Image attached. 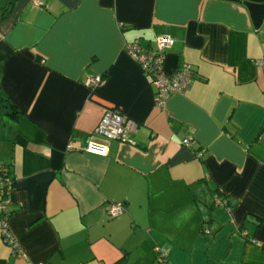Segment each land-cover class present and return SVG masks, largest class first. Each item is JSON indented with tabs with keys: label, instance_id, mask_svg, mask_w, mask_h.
<instances>
[{
	"label": "crops",
	"instance_id": "0c3cea01",
	"mask_svg": "<svg viewBox=\"0 0 264 264\" xmlns=\"http://www.w3.org/2000/svg\"><path fill=\"white\" fill-rule=\"evenodd\" d=\"M1 13L0 91L19 114L0 111V164L22 254L0 233V264H264V0H0ZM162 34L163 69L191 77L157 106L124 43ZM107 109L137 122L130 143L94 131Z\"/></svg>",
	"mask_w": 264,
	"mask_h": 264
},
{
	"label": "built area",
	"instance_id": "2783aa9c",
	"mask_svg": "<svg viewBox=\"0 0 264 264\" xmlns=\"http://www.w3.org/2000/svg\"><path fill=\"white\" fill-rule=\"evenodd\" d=\"M172 42V38L167 34L158 35L155 37L156 50H140L134 43H126L125 46L131 57L136 60L142 69L151 71L152 78L151 84L153 85V101L157 106H161L164 103L166 97L174 91H181L189 82L191 77V69L188 63H182L178 68L171 72H166L162 67L163 50L169 46ZM258 64L264 69V58L258 60ZM99 75L88 76L85 79V84L94 85L101 81ZM137 126V122L123 115L120 112L114 110H104L100 118L94 127V131L101 136L109 139H117L121 141L131 142L129 135ZM191 137L186 135L181 138L180 142L184 145H189ZM87 151L105 154L107 147L104 143L96 142L93 140H87L85 144ZM201 149L196 151V155L199 156ZM11 177L7 166L0 164V233L5 241L13 251L18 254H22L17 242L11 236L7 229V216L9 209L7 207L8 195L10 190ZM213 203L215 205H224L229 207L227 199L222 195H214ZM123 209L120 201L109 202L107 205V212L111 216L118 215ZM207 232L208 229L204 228ZM41 264V263H36Z\"/></svg>",
	"mask_w": 264,
	"mask_h": 264
},
{
	"label": "trees",
	"instance_id": "16d2710c",
	"mask_svg": "<svg viewBox=\"0 0 264 264\" xmlns=\"http://www.w3.org/2000/svg\"><path fill=\"white\" fill-rule=\"evenodd\" d=\"M10 3L11 2H9V4ZM9 4H7V6L4 8V12L7 11L10 8ZM1 15H2V13L0 14V16ZM126 43H134L140 50H145V51H147V50L153 51V50H156V47H157L156 44H155V37L153 39L152 46L149 45V43H147V42H140L137 38H133L131 40H126L125 41L124 47H125L126 51H127V48L125 46ZM128 54H129V52H128ZM138 65H139V63H138ZM140 68H141V66H140ZM142 71L144 72V74L147 76V78L149 79V81L151 83V78H152L151 71L147 70V69H142ZM100 77L103 78L102 75ZM153 92H154V88H153ZM0 111L3 114H8V115H11V116H15V115L19 114V111L16 109V107L9 101V99L1 91H0Z\"/></svg>",
	"mask_w": 264,
	"mask_h": 264
}]
</instances>
